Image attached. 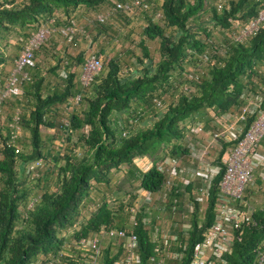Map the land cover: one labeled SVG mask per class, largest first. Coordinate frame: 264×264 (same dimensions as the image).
<instances>
[{
	"label": "trees",
	"instance_id": "obj_1",
	"mask_svg": "<svg viewBox=\"0 0 264 264\" xmlns=\"http://www.w3.org/2000/svg\"><path fill=\"white\" fill-rule=\"evenodd\" d=\"M131 1L0 0V90L31 33L49 20L55 30L25 68L29 80L20 93L0 108V264H88L90 254L79 242L93 238L101 245L99 264H116L126 248L121 238L102 237L110 230L137 235L139 264L161 262L155 246L172 230L180 237L173 251L182 258L160 264H189L214 221L220 176L207 202L195 198L191 228L184 233L176 226L184 221L180 214L170 220L171 198L161 199L165 176L155 164L184 153L186 124L240 111L242 96L260 86L264 110V27L234 42L238 26L256 17L264 0H147L131 15L115 12L112 22L87 26L113 3ZM71 20L85 33H63ZM12 45L17 51L11 55L6 51ZM91 57L102 62V70L84 86L80 77ZM124 68L130 70L126 76ZM16 109L23 133L17 154L6 144ZM43 128L53 135H44ZM144 158L153 168L144 171L136 163ZM261 173L264 168L246 187V204L261 184L264 195ZM251 208V221L232 233L224 264H256V250L264 246V196ZM153 256L156 263L149 261Z\"/></svg>",
	"mask_w": 264,
	"mask_h": 264
},
{
	"label": "built area",
	"instance_id": "obj_2",
	"mask_svg": "<svg viewBox=\"0 0 264 264\" xmlns=\"http://www.w3.org/2000/svg\"><path fill=\"white\" fill-rule=\"evenodd\" d=\"M147 0H132L131 2L113 3L109 9L94 16L91 22L104 24L115 12H122L128 15L133 14L137 8L143 6ZM223 7V3L218 4V9ZM53 20L42 25L37 31L31 33L21 49L18 57L14 60V65L9 77L0 90V108L3 103L15 94L20 93V87L29 80V75L25 68L34 64L35 52L45 44L51 33ZM70 25H65L61 31L74 35L75 33H85V28L77 25L75 20H71ZM264 27V4L260 8L257 16L249 20L246 24L238 26L234 41L239 43L255 36ZM70 38L68 39V41ZM102 70V62L99 59L91 58L83 66L80 77L81 84L88 86L91 80ZM263 85V83H262ZM264 86V85H263ZM185 90H187L185 88ZM263 87L255 94L242 96L244 105L241 110L231 109L219 116L211 114V118L205 122L188 123L185 139L187 140L185 153L179 156L167 157L163 161L155 164L157 170L165 176L162 184L161 199L172 200L170 212L175 218L180 214L183 223H177L184 233L191 228L190 214L195 212V198L203 200L202 203L210 199L213 181L220 176L217 184V195L215 197L216 207L214 208V221L208 227L204 238L193 249L189 264H224V255L230 251L232 233L239 229L241 225L249 223L252 218L253 209L250 204L243 201V194L248 184L254 182L255 172L264 168V155L260 151L261 141L264 140V110L261 108ZM75 105L80 102L77 96L71 100ZM160 107L161 103L156 102ZM20 109H16L8 123L7 148H13L17 154L20 149L16 147L18 140L22 137L20 126ZM144 171L153 168L152 161L148 158L136 162ZM40 166V163L29 167V170ZM264 183V174H260ZM193 186L191 193L186 187ZM146 202H151L148 192L143 193ZM180 197H183L181 206ZM238 202L239 205L232 203ZM244 204V205H243ZM129 225L131 230L136 225V212L131 210ZM160 211V210H159ZM161 213V212H160ZM199 226L205 219V205L200 208ZM157 231V230H156ZM163 232L159 244L155 246L157 255L163 259L174 260L182 258V253L173 251L178 245L180 237L178 233ZM102 237H117L124 241L126 256L116 264H139L138 238L133 231L101 232ZM187 236V235H186ZM185 236V237H186ZM188 237V236H187ZM81 249L89 252L88 264H99L100 241L99 238L83 239L79 242ZM256 264H264V246L256 250ZM151 263H156V258L150 257Z\"/></svg>",
	"mask_w": 264,
	"mask_h": 264
},
{
	"label": "rangeland",
	"instance_id": "obj_3",
	"mask_svg": "<svg viewBox=\"0 0 264 264\" xmlns=\"http://www.w3.org/2000/svg\"><path fill=\"white\" fill-rule=\"evenodd\" d=\"M107 9V8H106ZM105 11V10H104ZM115 15H117V14H113V15H111L110 17H109V19H108V21H110L111 19H112V17H114ZM93 20V19H92ZM92 20H90V22H88V24H87V26L90 28V27H95V23L94 22H91ZM134 20V22H140L141 20L140 19H136V18H134L133 19ZM110 22H112V21H110ZM119 22V21H118ZM115 24V23H114ZM118 24V23H117ZM82 27V26H81ZM11 41H13V40H11ZM13 43H14V41H13ZM12 43V44H13ZM87 52H90V51H92V49L91 48H89L88 46H87ZM11 50V52H10V54L12 55V54H14V51H17V47L16 46H14V45H12V48H9L6 52H8L9 53V51ZM37 61L39 62V64H40V59H37ZM263 71V70H262ZM264 72V71H263ZM130 73V70L129 69H127V68H124L123 70H122V76H126V75H128ZM24 108V107H23ZM202 122H205V121H202ZM206 123V122H205ZM42 133L44 134V135H47V136H50V135H53V130L52 129H50V130H47L46 128H43L42 130ZM58 136V135H57ZM23 138V137H22ZM181 142L182 143H184V141H182L181 140ZM60 150H61V148H60ZM256 184V183H255ZM263 189V186H262V184H261V186H260V188H258V189H255L256 190V193H255V195H253V196H251L250 198V200H249V203H250V205L251 206H253L254 208H256V207H258V206H260L261 205V201H262V197L264 196L263 194H262V190ZM173 218V217H172ZM179 218V216H176L175 218H173V220L172 219H170L171 221H175V220H177ZM169 220V221H170ZM166 221V220H165ZM169 221H167L168 223H169ZM179 222V221H178ZM178 228H179V226H178ZM172 231V230H171Z\"/></svg>",
	"mask_w": 264,
	"mask_h": 264
},
{
	"label": "clouds",
	"instance_id": "obj_4",
	"mask_svg": "<svg viewBox=\"0 0 264 264\" xmlns=\"http://www.w3.org/2000/svg\"><path fill=\"white\" fill-rule=\"evenodd\" d=\"M220 2V1H219ZM220 9H218V11H219ZM257 16V15H256ZM252 38V37H251ZM235 42V41H234ZM92 58V57H91ZM91 58H88L87 60H89V59H91ZM186 134V133H185ZM184 143H181V144H185V145H181V146H183L182 148H184V150H185V146H186V143H187V140L185 139V135H184ZM184 153H185V151H184ZM181 154V153H180ZM180 154H178V155H175V156H179Z\"/></svg>",
	"mask_w": 264,
	"mask_h": 264
},
{
	"label": "crops",
	"instance_id": "obj_5",
	"mask_svg": "<svg viewBox=\"0 0 264 264\" xmlns=\"http://www.w3.org/2000/svg\"><path fill=\"white\" fill-rule=\"evenodd\" d=\"M262 148V147H261ZM262 150H264V148H262L260 151H261V153L264 155V151H262Z\"/></svg>",
	"mask_w": 264,
	"mask_h": 264
},
{
	"label": "bare ground",
	"instance_id": "obj_6",
	"mask_svg": "<svg viewBox=\"0 0 264 264\" xmlns=\"http://www.w3.org/2000/svg\"><path fill=\"white\" fill-rule=\"evenodd\" d=\"M132 18V17H131Z\"/></svg>",
	"mask_w": 264,
	"mask_h": 264
}]
</instances>
